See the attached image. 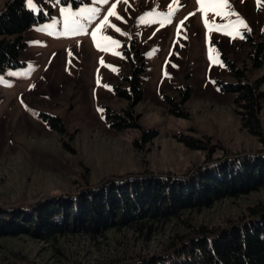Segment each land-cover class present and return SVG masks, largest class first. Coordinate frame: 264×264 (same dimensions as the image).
I'll use <instances>...</instances> for the list:
<instances>
[{
    "label": "rangeland",
    "instance_id": "obj_1",
    "mask_svg": "<svg viewBox=\"0 0 264 264\" xmlns=\"http://www.w3.org/2000/svg\"><path fill=\"white\" fill-rule=\"evenodd\" d=\"M6 1L0 0V11ZM33 3L34 14L41 13L44 19L24 33L21 65L0 71L4 81L0 83V207L27 208L49 198L75 196L85 187L122 175L185 177L224 158L264 154L261 138L242 126V109L234 100L237 94L221 86L237 82L234 68L245 75L241 81L261 80L259 89L264 91V0L260 6L257 0H229L226 11L238 13L247 25L234 36L215 29L209 32L197 0ZM113 3L122 19L110 17V23L123 34L110 27L102 30L98 42L101 35L119 41L118 48L105 52L94 45L91 32ZM169 4L174 9L171 23L161 27L159 17L152 23L140 22L148 12L167 13ZM25 5L29 9L27 0ZM85 6L100 8L86 34L64 37L36 30L53 18L61 20L60 8L78 11ZM207 18L216 25L236 19L212 12ZM56 27L58 32L62 26ZM260 43L261 62L255 66ZM209 48L215 49L213 55L218 54L220 63L208 59ZM135 67L144 71L138 80L142 99L134 105L118 93L131 92ZM260 103L258 119L264 127V100ZM127 109L138 118V126L114 129L106 113L124 116ZM259 203H264V187L185 212L181 219L108 230L94 237L68 234L53 242L22 235L3 237L0 262H132L140 256L164 254L176 237L194 234L201 225L216 230L229 222L247 221L253 217L250 209Z\"/></svg>",
    "mask_w": 264,
    "mask_h": 264
},
{
    "label": "trees",
    "instance_id": "obj_2",
    "mask_svg": "<svg viewBox=\"0 0 264 264\" xmlns=\"http://www.w3.org/2000/svg\"><path fill=\"white\" fill-rule=\"evenodd\" d=\"M43 19V14L35 15L26 7L25 0L6 1L0 11V71L21 65L19 53L26 45L24 33ZM262 48L260 43L255 66L261 62L258 53ZM233 70L237 82L221 84L222 89L237 94L234 100L242 109V126L264 142V127L258 119L260 102L264 100V91L259 89L261 80L241 81L243 72ZM143 71L144 68L135 67L131 92L120 89L118 93L133 100L134 105L142 99L138 80ZM124 113V116L114 111L106 113L114 129L138 126V118L131 110ZM261 187H264V154L257 153L208 163L185 177L122 175L85 187L75 196L49 198L27 208L0 207V239L22 235L53 242L68 234L94 237L108 230L181 219L185 212L208 208L221 199L238 197ZM250 217L216 230L201 225L194 234L176 237L164 254L140 256L136 261L120 264H264V203L251 208ZM0 264L27 263L7 259Z\"/></svg>",
    "mask_w": 264,
    "mask_h": 264
},
{
    "label": "snow or ice",
    "instance_id": "obj_3",
    "mask_svg": "<svg viewBox=\"0 0 264 264\" xmlns=\"http://www.w3.org/2000/svg\"><path fill=\"white\" fill-rule=\"evenodd\" d=\"M126 3L127 0H124ZM108 0H93V4H99L104 5L107 4ZM197 3L199 5L198 10L202 13V20L205 24L206 29L208 31H212L213 29L217 31H222L225 35L234 36L239 35V29L240 28H247V25L245 21L240 18L239 14L226 9H230V3L229 0H197ZM27 5L29 9L36 10V5L33 3V0H27ZM257 5L260 6V0H257ZM117 8V3H113L111 7L108 9L107 13L104 15L103 19L99 21V23L96 25V27L91 32V38L94 42V45L98 48V50L102 51H109L113 48L119 47V41L113 39L111 36L108 35H101L99 36L98 42V35L102 32V30H105L107 28L114 29L117 33H121V29L117 27L115 24L110 23V17H115L117 20H121L122 17L117 14L115 9ZM168 12H148L145 14V16H142L140 18L141 23H152L154 22V17H159V23L160 26H165L166 23H171V17L173 15L174 9L172 8V5H168ZM209 12L214 13V16H235V20H229L228 23L223 25H216L213 22H209L207 18V14ZM100 8L98 7H89L85 6L80 8L78 11H72L70 8H60V16L61 20H56L55 18L52 19V22L50 24H46L43 27H40L36 29L40 32H46L48 34H58L60 36L64 37H71L76 36L80 34H86L87 32V25L91 24L92 21L99 15ZM194 13H191L190 15H193ZM57 24H61V29L57 32ZM183 21L180 22V25L177 26V34H179L180 27L182 26ZM123 34V33H121ZM243 38V37H241ZM102 42V43H101ZM215 49L209 48L208 50V59L212 63H220L217 56H214ZM71 54V53H69ZM115 55H119L118 52L114 53ZM100 63L103 65L104 61L101 58ZM221 66H223L221 64ZM114 70V69H113ZM27 73H10L9 75L14 76H24ZM0 83H4L3 78L0 77ZM100 81L97 80V84L99 85ZM11 86V85H6ZM105 87H107L105 85ZM98 111H103V109H98Z\"/></svg>",
    "mask_w": 264,
    "mask_h": 264
}]
</instances>
